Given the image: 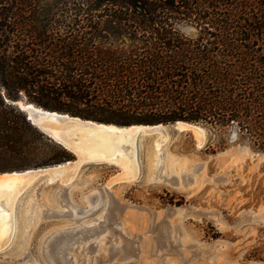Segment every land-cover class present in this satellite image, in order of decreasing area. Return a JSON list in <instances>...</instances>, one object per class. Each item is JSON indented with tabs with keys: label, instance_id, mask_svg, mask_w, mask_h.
Returning a JSON list of instances; mask_svg holds the SVG:
<instances>
[{
	"label": "trees",
	"instance_id": "trees-1",
	"mask_svg": "<svg viewBox=\"0 0 264 264\" xmlns=\"http://www.w3.org/2000/svg\"><path fill=\"white\" fill-rule=\"evenodd\" d=\"M61 3L64 15H46L40 0H0V173L73 159L12 104L23 95L122 127L237 121L264 133V0ZM103 21L121 44L99 39Z\"/></svg>",
	"mask_w": 264,
	"mask_h": 264
},
{
	"label": "rangeland",
	"instance_id": "rangeland-1",
	"mask_svg": "<svg viewBox=\"0 0 264 264\" xmlns=\"http://www.w3.org/2000/svg\"><path fill=\"white\" fill-rule=\"evenodd\" d=\"M66 1L40 0L41 11L64 15ZM177 30L198 36L185 22ZM120 33L103 21L99 39L115 44ZM191 124L204 129L202 146L175 123L166 135L139 133L132 180L120 163H80L69 151L71 176L43 175L18 192L0 264H264V133Z\"/></svg>",
	"mask_w": 264,
	"mask_h": 264
},
{
	"label": "bare ground",
	"instance_id": "bare-ground-1",
	"mask_svg": "<svg viewBox=\"0 0 264 264\" xmlns=\"http://www.w3.org/2000/svg\"><path fill=\"white\" fill-rule=\"evenodd\" d=\"M17 103L23 106L21 102L17 101ZM29 105H31L30 107L33 106V104ZM175 125L180 130L187 129L193 131L198 145L202 146L205 140L204 129L200 126L195 127L181 121ZM159 127L161 128L162 135H166V126ZM152 129L153 127H119L114 125L90 124L83 126L75 125L70 130L74 137V153L77 154L80 163L86 160L120 163L123 169L121 178L124 180L127 178L132 180L136 175L133 172L134 166H132L129 158V149L134 154L136 139L139 133ZM75 163L68 161L64 164L43 169L39 168L35 171L25 170L22 172L0 174V246L6 244L11 237L14 227L13 203L18 192L31 185L43 175L48 176L49 180H53L61 175L66 179L67 175L74 170Z\"/></svg>",
	"mask_w": 264,
	"mask_h": 264
},
{
	"label": "water",
	"instance_id": "water-1",
	"mask_svg": "<svg viewBox=\"0 0 264 264\" xmlns=\"http://www.w3.org/2000/svg\"><path fill=\"white\" fill-rule=\"evenodd\" d=\"M12 104L18 106L21 109V111L26 114L28 120L32 123V125L35 126L40 132H42L53 142L57 143L58 145L62 146L63 148L71 152H74V148H73L74 137L70 129L72 127H75V125H81V126L90 125V124L113 125V124L99 123L91 120H84L79 117L71 116L69 114L48 111L35 104H33L32 106L33 108H32L30 107L31 105H29L31 103H25L26 106L24 105L21 106L19 104H16V102H12ZM175 124H177V122ZM186 124L199 127L198 124H191V123H186ZM132 126L151 127V128L153 127L152 130L146 131L147 133H152V132H162L159 126H165V125L159 124L152 126L151 125H132ZM28 170L35 171L38 169H28Z\"/></svg>",
	"mask_w": 264,
	"mask_h": 264
}]
</instances>
